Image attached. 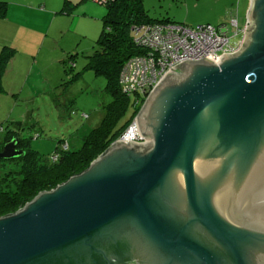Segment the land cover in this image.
I'll use <instances>...</instances> for the list:
<instances>
[{
    "label": "water",
    "instance_id": "obj_1",
    "mask_svg": "<svg viewBox=\"0 0 264 264\" xmlns=\"http://www.w3.org/2000/svg\"><path fill=\"white\" fill-rule=\"evenodd\" d=\"M134 124L142 142L0 217V264H264V0L233 53L169 69Z\"/></svg>",
    "mask_w": 264,
    "mask_h": 264
},
{
    "label": "rangeland",
    "instance_id": "obj_2",
    "mask_svg": "<svg viewBox=\"0 0 264 264\" xmlns=\"http://www.w3.org/2000/svg\"><path fill=\"white\" fill-rule=\"evenodd\" d=\"M104 1L103 6L107 0ZM247 1L143 0V5L153 20L169 19L194 28L219 26L231 15L244 20ZM65 26L52 27L47 33L43 31L31 48L21 47L22 53L12 57L16 59L13 69L9 66L12 59L7 66L2 80L4 92L0 94V126L5 128L9 122H21L24 128L21 137L31 138L30 148L49 160L58 142L70 150L80 149L83 139L100 126L105 106L111 101L105 91V79L85 68L87 57L96 47L101 21L82 19L76 27ZM240 40L239 35L231 36L230 44L236 46ZM132 113L129 105L119 124L127 121ZM3 139L4 134H0V143Z\"/></svg>",
    "mask_w": 264,
    "mask_h": 264
},
{
    "label": "trees",
    "instance_id": "obj_3",
    "mask_svg": "<svg viewBox=\"0 0 264 264\" xmlns=\"http://www.w3.org/2000/svg\"><path fill=\"white\" fill-rule=\"evenodd\" d=\"M104 6L106 14L101 19L102 28L95 42L94 52L87 57L85 68L105 79V91L111 98L105 106V116L100 126L83 139L80 149L70 150L64 148L66 144L58 142L50 160L30 148L31 138L21 137L24 130L21 122H9L5 128L0 126L4 131L0 132L4 134L0 152L4 144L11 139L17 140V150H23L20 157L0 159V217L16 212L39 193L50 191L71 176L85 171L96 157L126 131L144 101L141 99L140 103L134 106L136 98L123 94L118 83L122 67L131 58L145 54L142 48L135 45L132 28L145 24L174 22L169 19L159 21L149 18L143 0H107ZM5 13L6 4L0 2V18H3ZM14 55L13 48L2 47L0 94L4 92L3 76ZM129 105L133 108L132 116L120 125ZM55 155L58 158L53 161L52 157ZM11 165L14 167L10 168Z\"/></svg>",
    "mask_w": 264,
    "mask_h": 264
},
{
    "label": "built area",
    "instance_id": "obj_4",
    "mask_svg": "<svg viewBox=\"0 0 264 264\" xmlns=\"http://www.w3.org/2000/svg\"><path fill=\"white\" fill-rule=\"evenodd\" d=\"M103 4L104 0H93ZM134 43L145 51L131 58L121 69L119 86L123 94L136 98L134 106L145 99L169 69L185 61L209 59L217 62L224 54L233 53L240 44H230L242 37L244 20L231 15L219 26L200 25L194 28L177 23H153L132 28ZM229 32L232 35H229ZM2 129H0L1 131ZM118 140L142 142L133 122ZM57 155L52 157L56 161Z\"/></svg>",
    "mask_w": 264,
    "mask_h": 264
},
{
    "label": "crops",
    "instance_id": "obj_5",
    "mask_svg": "<svg viewBox=\"0 0 264 264\" xmlns=\"http://www.w3.org/2000/svg\"><path fill=\"white\" fill-rule=\"evenodd\" d=\"M0 2L6 4L5 16L0 18V52L2 47L8 46L15 50V57L17 53H22L21 47L26 50L36 45L43 31L47 33L52 27L61 29L64 25L65 28L71 29L82 19H93L98 22L106 14L103 5L89 0H0ZM56 22L57 26H53ZM15 57L9 65L12 69L15 66Z\"/></svg>",
    "mask_w": 264,
    "mask_h": 264
}]
</instances>
